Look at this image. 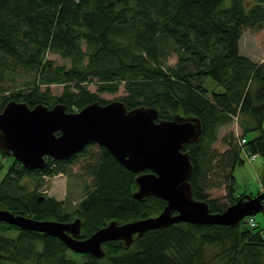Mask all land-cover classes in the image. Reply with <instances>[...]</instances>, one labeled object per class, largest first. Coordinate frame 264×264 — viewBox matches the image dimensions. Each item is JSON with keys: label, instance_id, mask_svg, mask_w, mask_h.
Listing matches in <instances>:
<instances>
[{"label": "trees", "instance_id": "obj_1", "mask_svg": "<svg viewBox=\"0 0 264 264\" xmlns=\"http://www.w3.org/2000/svg\"><path fill=\"white\" fill-rule=\"evenodd\" d=\"M263 11L264 0H0V110L11 99L29 106L62 102L67 110L93 100L105 103L86 82L95 78L97 91L113 92L123 81L125 94L118 99L127 108L148 105L157 109L158 118L176 112L200 118L199 140L183 143L181 149L192 162V195L206 200L210 211H222L240 195H234L233 168L243 161L241 148L264 163V62L241 54L238 45L244 26L263 25ZM47 51L68 57L69 64L55 63ZM169 51L176 53L173 64L163 60ZM21 74L25 81L16 78ZM205 75L223 89L209 91L202 83ZM5 77L20 86L3 93ZM50 83H63L59 95L41 89ZM237 116L242 134L223 136L222 152L211 148L215 128ZM249 130L257 133L247 139ZM91 145L95 143L66 159L46 157L44 167L31 170L13 158L0 182L2 208L37 219L79 217L80 238L112 219L125 222L163 208L165 200L155 195L133 198L135 173L97 144L83 166L91 182L71 211L53 196L41 194L39 200L35 190L21 187L14 193L12 186H20L25 176L61 172ZM222 186L225 202L209 196L207 190ZM209 246L219 248L214 254L219 264L264 261V233L250 226L247 216L233 225L175 222L134 235L129 246L107 240L102 257L75 252L53 235L0 221V264H209Z\"/></svg>", "mask_w": 264, "mask_h": 264}, {"label": "water", "instance_id": "obj_2", "mask_svg": "<svg viewBox=\"0 0 264 264\" xmlns=\"http://www.w3.org/2000/svg\"><path fill=\"white\" fill-rule=\"evenodd\" d=\"M201 131L197 115L176 112L170 118H158L156 108H127L118 98L105 103L93 100L75 111H68L62 102L29 106L24 101L8 100L0 110V149L26 169L44 167L46 157L69 158L86 144L95 143L135 173L133 198L141 200L152 194L165 200V205L155 215L125 222L112 219L84 238L78 237L79 217L66 221L37 219L0 208V221L53 235L75 252L102 257V243L107 240H121L129 246L134 235L148 229L180 221L233 225L261 211L264 189L255 195L240 194L216 212L209 210L206 200L192 195V162L188 151L181 147L183 143L197 142ZM262 180L264 183V170Z\"/></svg>", "mask_w": 264, "mask_h": 264}, {"label": "rangeland", "instance_id": "obj_3", "mask_svg": "<svg viewBox=\"0 0 264 264\" xmlns=\"http://www.w3.org/2000/svg\"><path fill=\"white\" fill-rule=\"evenodd\" d=\"M248 4L254 3V0H244ZM239 52L241 54L249 56L252 60L258 62H264V23L261 27L244 26L241 31L240 38L238 40ZM170 52V51H169ZM46 57L53 59L55 63L69 64L68 57H62L59 54L47 51ZM166 64H173L176 61V53L171 51L163 57ZM26 74L16 77L18 80L25 81ZM96 79H90L86 82V87L96 92V94L104 99L111 100L119 98L124 91V83L121 81L118 85L116 91H97ZM7 85V89L3 92L9 94L11 91H15L20 85H15L5 77L3 82ZM203 85L210 91L222 90L223 87L209 76L205 75L202 81ZM42 90L47 89L49 93L53 95H59L63 89V83H50L48 86H41ZM1 94V93H0ZM209 96V94H208ZM78 110L74 107L75 111ZM240 117L237 116L236 119L231 117V119L223 124H220L215 128V140L211 143V148L217 152H222L226 145L222 141V137L226 134L232 133L234 137L240 136L242 134V129L240 125ZM264 128V121L262 124ZM257 133L256 130H249L245 133L247 139L253 137ZM98 148L97 145H91L88 148V153L85 155H76L75 159L71 162L64 164V169L53 175L48 174H32V176H25L19 181L20 186H12L14 193H20L21 187H25L26 190H35L38 194H45L53 196L57 200L63 202V207L66 211H71L78 201L83 197L85 184L91 182V177L86 174L84 170V164L89 160L90 154H95ZM240 156L243 161L237 163L233 168L234 175V195L238 194H250L255 195L258 191L263 189L264 183L262 180V173L264 170V163L262 157L255 155L249 157L247 150L243 147L240 150ZM13 161V157L9 155H3L0 153V182L7 172L8 167ZM12 191V192H13ZM209 196L218 199L220 202H225V189L224 187H212L209 190ZM3 205L0 204V208ZM155 215V214H154ZM150 216V215H149ZM254 219L255 225L262 229L264 233V212L258 211L251 215ZM246 217V216H245ZM219 248L217 246H209L206 248V256L209 259V264H219L221 260H218L214 255ZM71 254V253H70ZM214 255V256H213ZM74 256V254H73ZM264 264V261L263 263Z\"/></svg>", "mask_w": 264, "mask_h": 264}, {"label": "built area", "instance_id": "obj_4", "mask_svg": "<svg viewBox=\"0 0 264 264\" xmlns=\"http://www.w3.org/2000/svg\"><path fill=\"white\" fill-rule=\"evenodd\" d=\"M240 141L243 142L244 139L242 138V139H240ZM255 155L256 154H250L249 157H253ZM247 221H248V223H249L250 226H254L255 225L254 219H253V217L251 215L248 216Z\"/></svg>", "mask_w": 264, "mask_h": 264}, {"label": "bare ground", "instance_id": "obj_5", "mask_svg": "<svg viewBox=\"0 0 264 264\" xmlns=\"http://www.w3.org/2000/svg\"><path fill=\"white\" fill-rule=\"evenodd\" d=\"M42 198H43V195H42ZM41 200V199H40ZM32 217V216H31ZM44 219H47V218H44Z\"/></svg>", "mask_w": 264, "mask_h": 264}, {"label": "crops", "instance_id": "obj_6", "mask_svg": "<svg viewBox=\"0 0 264 264\" xmlns=\"http://www.w3.org/2000/svg\"><path fill=\"white\" fill-rule=\"evenodd\" d=\"M263 188H264V186H263Z\"/></svg>", "mask_w": 264, "mask_h": 264}]
</instances>
